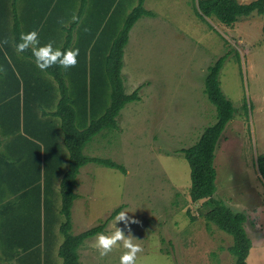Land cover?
I'll list each match as a JSON object with an SVG mask.
<instances>
[{"label":"rangeland","instance_id":"374dc122","mask_svg":"<svg viewBox=\"0 0 264 264\" xmlns=\"http://www.w3.org/2000/svg\"><path fill=\"white\" fill-rule=\"evenodd\" d=\"M126 1L129 6L122 12L111 10L103 19L101 39L108 44L138 0ZM196 1H144L154 16L140 18L130 30L121 69L125 93L139 88L141 100L127 103L116 118L118 127L102 130L83 149L88 157L122 165L126 173L96 163L81 167L69 233L101 225L122 207L120 212L127 211L137 221L129 225L130 233L122 223L116 225L142 248L136 264H234L228 250L232 237L206 221L203 214L209 207L203 201L195 203L189 197L190 168L179 152L215 122L216 109L204 93V78L207 68L227 54L220 87L236 112L215 151V197L246 214L245 229L252 243L247 263L264 264V181L255 166L256 156L264 153V14L253 13L226 26L215 17L199 18ZM74 20H69L70 26ZM70 36L68 50L91 38L78 34L77 28ZM98 37L95 34V40ZM94 53L89 49L77 63L83 67L87 95L88 88L92 94ZM103 95L108 106L109 87ZM5 107L19 123L14 104ZM41 111L39 120L44 122L47 117H41ZM88 120L79 114L77 126L82 129ZM59 134L65 158L56 164L55 155L51 159L48 153L49 166L40 139L9 131L0 122L2 156L6 148L21 144V159L7 157L1 167L0 264H62L58 249L65 217L60 181L68 152L62 131ZM113 222H106L101 233L110 235ZM97 235L79 247V263L119 264L126 251L122 242L101 257L93 246Z\"/></svg>","mask_w":264,"mask_h":264},{"label":"trees","instance_id":"16d2710c","mask_svg":"<svg viewBox=\"0 0 264 264\" xmlns=\"http://www.w3.org/2000/svg\"><path fill=\"white\" fill-rule=\"evenodd\" d=\"M144 1L138 0L131 10L124 15L121 29L115 37H111L112 40L109 44L106 40L101 39L104 33L102 32L103 28H101L103 19L112 13L111 10L118 13L122 12L123 7L129 6L130 1L82 0L81 10L71 26L69 20L66 19L67 17H56L58 9L52 8L49 13L46 12V15L49 16L47 19L50 21L49 27L53 32L55 31V24L60 23L65 26L64 30L68 33L63 38L52 34L53 47L54 42L58 43L60 39H63L60 50H68L71 44V32L76 28L78 34L91 36L88 42L87 39H82L78 46L79 55L77 57V61L80 63L85 56L84 52L95 49V53L91 55L93 67L91 95L89 88L87 95V87L84 83L86 80L81 78V73L84 72L83 67L81 69L76 64L75 67L64 70L58 66H53L41 71L36 67L31 49L20 52L18 55L23 60L26 58L34 60H30L33 67H27L18 59L12 61V65H10L5 56L7 51L1 48L0 43V58L2 57L3 60L7 61L9 72H11L8 74L6 67L0 71V80L2 81L0 83L2 96L0 99V108H2L0 109V122L4 123L9 131H21L22 134L26 133L33 138L40 139L43 142V153L48 164V153L51 155V159L55 155L56 164L61 163L65 158L60 150L62 147L59 142V132L62 131L63 133V142L68 152L66 157L68 166L60 181L61 212L65 217V221L60 226L64 239L58 249L62 264H80L79 247L86 239L101 233L105 223L114 219L122 208L115 209L101 225L77 235L69 233L71 208L73 201L77 198L74 187L81 167L88 163H96L120 170L123 174L126 173V169L122 165L109 159L88 157L84 155L83 149L102 130L117 128L116 118L120 111L127 103L140 99L139 88L129 94L125 93L121 69L124 47L128 42L130 30L140 18L154 16L150 10L144 8ZM44 12L45 9L40 7V14L44 15ZM195 13L204 21L206 18L215 17L222 24L232 26L240 18L249 17L253 13L264 14V0H252L249 3H240L238 0H197ZM82 19L84 23H80ZM86 19H89L90 22L87 23ZM43 26V20L40 19L35 24V29L43 28ZM95 34H99L96 40ZM38 36L42 38L41 33H38ZM226 57L227 54L216 59L207 68L204 78V93L216 109L215 122L203 130L197 142L190 147L180 149L179 152L183 154L190 168L189 197L191 201L195 203L203 201L202 204L209 207L208 211L203 214L206 221L232 237L233 242L228 250L234 258V264H248L247 258L252 243L245 229L247 216L244 212L233 211L222 199L215 197L217 191V174L214 165L215 151L225 127L234 119L236 112L231 101L226 98L220 87L219 77ZM68 80L72 86V93L70 83H67ZM90 81L89 79V83ZM107 87L110 89L108 106L106 100L103 99ZM11 103L17 108L16 118L19 123L5 107ZM39 108L43 110L40 116L47 117L44 122L39 120ZM244 109L247 112L246 106ZM79 114L81 117L85 116L86 119H89L82 129L77 126ZM20 150L21 144L16 145L15 143L6 148L3 156L0 153L2 156L0 157V174L2 165L7 163V157L21 159ZM255 166L264 181V153L256 156ZM48 169L50 170L49 167ZM24 246L30 248L29 245Z\"/></svg>","mask_w":264,"mask_h":264},{"label":"crops","instance_id":"0c3cea01","mask_svg":"<svg viewBox=\"0 0 264 264\" xmlns=\"http://www.w3.org/2000/svg\"><path fill=\"white\" fill-rule=\"evenodd\" d=\"M133 1L135 3L136 0ZM81 3L82 0H0V43L1 48L7 51L5 56L10 65H12V61L18 59L23 64H26L27 67H33L31 61L34 60H28L27 58L26 60H23L18 55L20 52L16 51L15 46L20 42L19 38L21 34H26L30 31H33L37 21L42 19L44 24L43 28L38 27L35 29L37 33H41L42 35V38H39L40 45L50 42L52 40V34H54V36H62L63 38V36L67 34V32L64 30L65 26L55 22V31L53 32L49 27L50 21L47 20L49 16L46 15V12L49 13L52 8H55L59 10L56 17H67L66 19L73 20V17L76 18L79 11L81 10ZM40 7L45 9L44 15L40 14ZM5 40L8 41L7 44L4 43ZM62 43L63 39H60L58 43L54 42V48L61 49L60 46H62ZM7 61L3 60L2 57L0 58V68L2 70L3 67L8 69ZM9 73L11 72H9L8 69V74ZM1 82L2 81L0 80V83ZM1 97L0 91V99Z\"/></svg>","mask_w":264,"mask_h":264},{"label":"clouds","instance_id":"9594fccd","mask_svg":"<svg viewBox=\"0 0 264 264\" xmlns=\"http://www.w3.org/2000/svg\"><path fill=\"white\" fill-rule=\"evenodd\" d=\"M19 41L15 46L16 51L25 52L31 49L32 55L35 58L36 67L41 71H45L53 66L67 70L75 67L78 63V48L61 51L60 49H55L51 41L47 44L40 45L38 33L34 30L26 34H21ZM4 43L7 44L8 41L5 40ZM117 223H122L124 228L128 229L130 233L129 225L137 223V221L131 219L127 215V211L119 212L114 218L112 224L114 230L112 233L110 235L98 234L93 246L98 250L99 255L104 257L122 242V246L126 251L120 256L119 264H136L137 254L142 251V248L138 243L134 242L136 240L130 234L126 236L124 229L116 226Z\"/></svg>","mask_w":264,"mask_h":264}]
</instances>
